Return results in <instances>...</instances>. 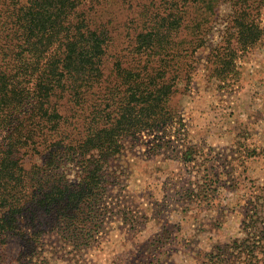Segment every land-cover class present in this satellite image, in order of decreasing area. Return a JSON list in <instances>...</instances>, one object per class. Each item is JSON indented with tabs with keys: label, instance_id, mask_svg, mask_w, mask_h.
Wrapping results in <instances>:
<instances>
[{
	"label": "rangeland",
	"instance_id": "1",
	"mask_svg": "<svg viewBox=\"0 0 264 264\" xmlns=\"http://www.w3.org/2000/svg\"><path fill=\"white\" fill-rule=\"evenodd\" d=\"M172 1L86 3L92 26L110 36L103 70L111 80L145 26L173 23L166 116L126 133L107 163L91 166L99 179L77 226L62 222L37 242L10 238L1 264H264V0ZM13 8L0 0V29ZM252 23L260 29L254 43L243 32ZM0 36L1 48L10 38ZM112 89L104 81L83 107L66 94L61 111L79 130L63 129L80 138L93 109L112 113L122 98L105 100ZM42 161L25 156L28 168ZM54 169L75 187L87 173L77 159ZM22 231L27 238L31 229Z\"/></svg>",
	"mask_w": 264,
	"mask_h": 264
},
{
	"label": "trees",
	"instance_id": "2",
	"mask_svg": "<svg viewBox=\"0 0 264 264\" xmlns=\"http://www.w3.org/2000/svg\"><path fill=\"white\" fill-rule=\"evenodd\" d=\"M88 1L12 0L8 17L13 21L0 29L10 38L0 48V264L10 238L37 242L62 222L77 226L81 210L90 203L86 195L99 179L91 166L107 163L126 133L156 126L166 116L164 105L173 86L163 67L175 48L169 37L173 23L145 26L131 43L132 60L117 59L111 80L103 70L110 36L107 29L92 26L85 11ZM245 25L240 27L254 43L260 29L255 23ZM11 44L15 53L3 52L11 50ZM104 81L112 84L111 94L116 91L105 100L113 102L121 92L115 110L106 116L105 109H93L80 138L71 137L73 132L63 129L73 125L62 113L60 100L68 94L83 107L89 92ZM30 151L39 154L43 164L28 168L25 156ZM76 159L87 173L75 187L54 168ZM23 226L31 229L27 238Z\"/></svg>",
	"mask_w": 264,
	"mask_h": 264
}]
</instances>
